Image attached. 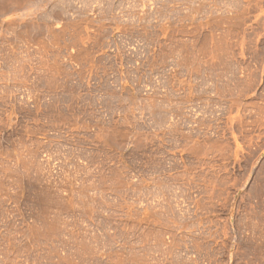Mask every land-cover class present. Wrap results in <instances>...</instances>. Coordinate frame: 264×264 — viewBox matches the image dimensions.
Instances as JSON below:
<instances>
[{
  "label": "rangeland",
  "instance_id": "1",
  "mask_svg": "<svg viewBox=\"0 0 264 264\" xmlns=\"http://www.w3.org/2000/svg\"><path fill=\"white\" fill-rule=\"evenodd\" d=\"M12 1L0 264H264V0Z\"/></svg>",
  "mask_w": 264,
  "mask_h": 264
},
{
  "label": "bare ground",
  "instance_id": "2",
  "mask_svg": "<svg viewBox=\"0 0 264 264\" xmlns=\"http://www.w3.org/2000/svg\"><path fill=\"white\" fill-rule=\"evenodd\" d=\"M0 1H1V0H0ZM2 1H3V2H2ZM2 1H1L0 3H3V4L5 3L4 5H6V1H7V0H6L5 2H4V0H2ZM8 1H9V0H8ZM10 1H12V0H10ZM14 1H15V0H14ZM24 1H25V0H24ZM19 2H20V1H19ZM21 2H23V1L21 0ZM9 3H10V2H9ZM9 3H8V4H9ZM3 4H2V6H3ZM11 4H12V5L14 4V7H15V3H13V1L11 2ZM9 5H10V4H9ZM16 5H17V2H16ZM10 6H11V5H10ZM18 6H19V5H18ZM18 6H16V7H18ZM0 8H2V7H0ZM4 9H5V8H4Z\"/></svg>",
  "mask_w": 264,
  "mask_h": 264
}]
</instances>
